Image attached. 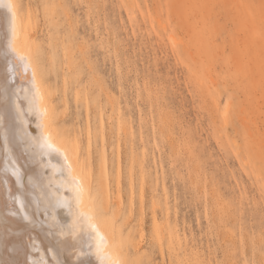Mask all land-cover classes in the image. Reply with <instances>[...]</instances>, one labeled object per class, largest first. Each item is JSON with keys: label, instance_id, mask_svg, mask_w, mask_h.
<instances>
[{"label": "rangeland", "instance_id": "374dc122", "mask_svg": "<svg viewBox=\"0 0 264 264\" xmlns=\"http://www.w3.org/2000/svg\"><path fill=\"white\" fill-rule=\"evenodd\" d=\"M122 264H264V0H20Z\"/></svg>", "mask_w": 264, "mask_h": 264}, {"label": "bare ground", "instance_id": "6f19581e", "mask_svg": "<svg viewBox=\"0 0 264 264\" xmlns=\"http://www.w3.org/2000/svg\"><path fill=\"white\" fill-rule=\"evenodd\" d=\"M19 1L5 0V5L10 2L14 7V20L9 9L0 6V264H41L42 260L49 264H75L76 261L79 264H109V261L122 264L111 233L93 214L89 198L92 174L86 159L81 155L78 142L74 136L65 137L56 129V113L44 73L38 66L30 42L29 13L24 11ZM10 42L25 56L23 63L10 52ZM37 89L39 95L33 103ZM22 131L36 138L41 136L42 131L47 132L60 149L59 153L46 154L42 158L39 149L34 147L33 160L24 154L20 143ZM6 138L8 153L25 165L26 174L30 176L46 172L45 183L51 180L53 197L60 196L67 200L68 207L56 210L57 218L67 232L72 231L75 214H82L76 226L75 241L71 235L60 237L50 233L49 213H45L43 208L37 210L35 204L28 200L26 211L31 223L25 222L20 215H8L10 209H15L9 201V192L3 181L9 180L13 194L17 189L12 178L6 177L4 173ZM90 224L95 226V231ZM61 240L65 241L63 247L60 245ZM73 243L75 248L71 247Z\"/></svg>", "mask_w": 264, "mask_h": 264}, {"label": "snow or ice", "instance_id": "6c2138e0", "mask_svg": "<svg viewBox=\"0 0 264 264\" xmlns=\"http://www.w3.org/2000/svg\"><path fill=\"white\" fill-rule=\"evenodd\" d=\"M0 6H6L13 20L15 19V11L13 5L9 2L5 5V0H0ZM13 36H15V29L13 26ZM9 50L11 53L15 55V59L23 63L25 61V56L20 54L15 48L14 43H9ZM34 75V74H33ZM39 93L37 89L36 95L33 96V103L37 99ZM42 115H46V113H42ZM43 124H41V128L43 129ZM20 143L23 145L24 154L30 156L33 160L35 159V154L32 149L38 148L40 151V155L43 158L44 155H50L51 153H59L60 149L56 147L53 143L52 138L48 135L47 132H43L39 138L30 136L26 131H22L20 134ZM8 141L7 138L5 140V152L6 159L4 161V173L6 177L12 178L14 181L15 187L17 189L16 193H12V187L9 184V180L5 179L3 184L7 191L9 192V201L13 207L8 212L9 216H17L20 215L23 220L27 223H31V217L26 211L28 207V203H34L37 210L43 208L45 213H49L50 223L48 224L49 232L52 234H58L60 237H64L66 235H71L73 237V241L76 239V226L79 223L80 217L82 214H75L72 223V231L69 233L65 230V226L60 223L57 218L56 210L60 208L68 207L67 200L60 197L52 195V182L49 180L45 183V178L47 173H34L33 175L28 176L26 174L25 165L19 162V159L15 156L8 153ZM65 161H67V157H64ZM68 168H71V165H68ZM23 189V191H20ZM92 230L95 231V226L90 224ZM31 239V238H29ZM61 247L65 245V241H60ZM71 247L75 248L76 245L73 243ZM78 255H84L83 253H78ZM53 260H55V255H53ZM41 264H49L48 261L42 260ZM58 264V262H57ZM75 264H79V261H76ZM109 264H118V262L109 261Z\"/></svg>", "mask_w": 264, "mask_h": 264}]
</instances>
